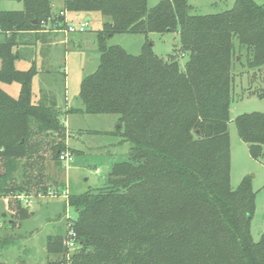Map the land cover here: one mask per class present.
<instances>
[{"label":"trees","instance_id":"obj_1","mask_svg":"<svg viewBox=\"0 0 264 264\" xmlns=\"http://www.w3.org/2000/svg\"><path fill=\"white\" fill-rule=\"evenodd\" d=\"M63 1L59 10L53 0H23L22 10L0 11V198H12L15 211L1 216L0 248L17 242L15 230L30 216L18 195L64 190L47 172L48 160L59 170L61 155L73 153L62 115L111 114L113 134L131 143L128 156L113 163L104 186L68 194L65 209L76 218L48 235V264H264V233L259 241L251 233V179L231 186L228 124L237 52L249 68L264 69V0H235L211 14L192 13L189 0ZM65 11L106 21L96 32L99 66L81 84L82 107L64 111L33 99L37 66L20 70L16 61L30 38L47 46L50 33L66 28ZM171 31L188 55L184 68L152 43L138 55L108 44L116 33ZM13 83L16 97L3 87ZM235 123L252 157L264 156V113L239 114ZM71 229L76 249L66 244Z\"/></svg>","mask_w":264,"mask_h":264},{"label":"rangeland","instance_id":"obj_2","mask_svg":"<svg viewBox=\"0 0 264 264\" xmlns=\"http://www.w3.org/2000/svg\"><path fill=\"white\" fill-rule=\"evenodd\" d=\"M54 8L59 10L63 0H53ZM160 0H148V6L156 5ZM235 0H189L192 13L211 14L230 9ZM261 2L262 0H257ZM23 0H0V11L22 10ZM76 12H69L70 24L85 22ZM85 32L66 33L55 29L58 36L55 42L45 46L41 42L34 43L30 38L21 47V58L16 67L27 70L34 64L38 74L33 79V99L46 103L55 100L64 111L82 107L80 89L84 78L96 71L100 63V52L95 39L96 32L106 21L100 13L92 14ZM73 19V20H72ZM152 43V49L160 57L170 54L178 56L184 68L188 55H182L178 32L150 33H116L108 39V44L120 45L128 53L138 55L145 43ZM50 54L44 56L43 49ZM238 62L234 69L233 102L230 109L229 135L231 145V186L235 189L245 178L251 179L256 192V210L251 220V233L254 241H259L264 233V156L252 157L249 144L243 141L238 133L235 118L245 112L264 113V69L249 68L245 51L237 52ZM13 96H18L19 83L3 85ZM62 121L68 128L66 144L73 152V160L63 163L57 168L52 160H48L49 172L58 182L65 184L60 194L31 195L27 205L30 216L22 226L16 228L19 239L6 248H0V264H48L50 257L46 250V239L58 228H68L76 211L72 207L65 209L68 194H80L90 189L104 186L106 178L114 162L126 159L131 147L130 142H120V136L113 134L119 123L117 116L111 114H86L67 112ZM70 152V150H66ZM66 153V152H65ZM71 153V152H70ZM50 158V152H48ZM47 184L54 185L50 181ZM55 190V187H52ZM55 192V191H54ZM12 198H0V225L2 214L10 218L14 214ZM23 206H26L23 201ZM19 222H17V225Z\"/></svg>","mask_w":264,"mask_h":264},{"label":"built area","instance_id":"obj_3","mask_svg":"<svg viewBox=\"0 0 264 264\" xmlns=\"http://www.w3.org/2000/svg\"><path fill=\"white\" fill-rule=\"evenodd\" d=\"M61 14L64 15V12H61ZM87 25H88V21H85L79 24H68L67 23L66 33L84 32L87 29ZM61 159L63 160L64 163H69L70 161L73 160V155L70 152H66L61 155ZM17 197L22 200V203L23 201H25L26 206L31 204L29 203L30 196L20 194ZM76 236H77L76 232L71 229L68 233V238L66 241V244L68 245L70 249L77 248Z\"/></svg>","mask_w":264,"mask_h":264},{"label":"crops","instance_id":"obj_4","mask_svg":"<svg viewBox=\"0 0 264 264\" xmlns=\"http://www.w3.org/2000/svg\"><path fill=\"white\" fill-rule=\"evenodd\" d=\"M55 4V3H54ZM64 16H65V20H66V22L68 23V24H70V18H68L69 17V12L68 11H65L64 12ZM78 16H81L82 17V20H84V21H88V22H90L91 20H92V18H93V15L92 14H82V13H78L77 14V17ZM73 20V19H72ZM78 22H80V23H82L80 20L78 21ZM87 30V29H86ZM85 30V31H86ZM84 31V32H85ZM56 34L55 33H50V35H48V40H50V43H54L55 41V38H56ZM58 37V36H57Z\"/></svg>","mask_w":264,"mask_h":264},{"label":"water","instance_id":"obj_5","mask_svg":"<svg viewBox=\"0 0 264 264\" xmlns=\"http://www.w3.org/2000/svg\"><path fill=\"white\" fill-rule=\"evenodd\" d=\"M36 22H37V21L35 20L34 23H36ZM118 127H119V125H118ZM197 133L200 134V131H197Z\"/></svg>","mask_w":264,"mask_h":264}]
</instances>
